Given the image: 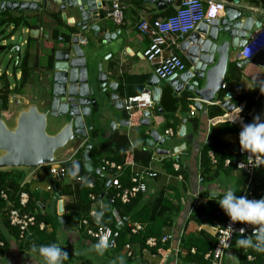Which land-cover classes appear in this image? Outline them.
<instances>
[{
    "label": "crops",
    "instance_id": "crops-1",
    "mask_svg": "<svg viewBox=\"0 0 264 264\" xmlns=\"http://www.w3.org/2000/svg\"><path fill=\"white\" fill-rule=\"evenodd\" d=\"M224 1L226 2V6L233 4L231 1ZM110 2V0L104 1L105 6L99 11V19L93 20L88 24L89 27L96 25L98 27V34L94 36V31H86L87 36L91 35L99 40L98 47H95L98 65H101L102 70L108 73V81L110 83H117L116 93L120 99L138 95L147 87L151 95L153 88H160L161 95L158 102L154 103L147 110L153 118L148 126L141 124L144 111L135 110L128 114L123 110L117 111L113 106H109V100L105 106L104 101L96 98L97 104L96 107L92 108L90 117H99V125H94L91 122V125L88 126L84 122L86 135H89L92 128H97L99 140L107 137L114 130H117L128 137L131 148L151 151L152 159L148 167L155 171L157 176L148 180V192L141 195L136 206L148 207L146 204L156 195L163 192L164 203L168 202L174 207H178V213L173 218V225L171 227L163 226L161 228L164 236L175 234L176 237L180 230L183 231L182 233L184 235L197 234L199 231H205L209 235L214 236L216 227L222 223V220L219 221L215 218L214 221L202 220L200 223H197L194 220H190L191 211L197 208L199 204L219 203L224 191L228 188L234 189L236 195L240 196L239 186L244 177V173L234 167L227 168L225 166L218 173H215V166L212 165L207 171L205 163L201 161V151L211 138L222 140L226 144L231 145L242 127L240 115L236 119L238 113L236 111H228L224 115L215 117L208 116V107L218 104V101L226 95H222L223 90L220 88L215 93L212 104L204 103V105H200V109H197L195 106L197 96L192 91H181L175 94L173 88L165 80L155 81V85H149V82L154 76V67L143 57V51L148 45V39L140 34L136 27L142 18L153 20L170 14L176 6L177 1H174L166 9L159 11L154 4L146 2L145 0H121L124 6V23L119 26L113 25L106 18L107 8ZM238 5L244 11H247L249 15H252L254 21L261 20L258 11L261 8V0H238ZM8 12L12 15H21L27 18L29 25L16 28L14 34L9 37L6 35L13 29V25L10 24L5 27L0 44L3 45L2 41L4 40L6 42L4 46L11 47L10 49L13 50L12 55L8 54V59L15 63L13 66L20 65L25 54H29L28 66L31 69V73L29 80L25 84V90L27 92L34 91L35 95H37V85L40 80L41 71L44 69V65L52 53V48H57L62 44L65 45V40L61 41L62 38L78 33V29L74 27V24L79 21L76 18L78 16L74 11L66 10L63 13L65 14L67 22L64 23L61 18V13L56 12L54 8ZM72 12L73 14H70ZM51 13L58 14L60 20L53 19ZM30 31H32V35L29 34ZM53 31L58 33L59 38L53 36ZM105 33L112 35V37L103 44L101 37ZM116 33L119 36H116ZM83 46H88V40ZM16 47H18V51L15 50ZM237 54L238 50L236 49V51H233L231 58L233 66H235V62L237 61ZM9 56L11 57L9 58ZM16 57H18L17 62H15ZM183 61L187 70L190 64L184 55ZM256 65L263 66L264 62L260 65L255 61H251L241 68L242 74L238 85L244 92L249 91L257 82L254 77L255 75L251 76V78L248 77L251 75L250 71ZM17 68L16 79L21 75L18 66ZM225 74H227V70ZM246 78L249 79L248 82H246ZM192 81H198L199 87L202 85L199 79L195 77L191 79ZM223 81H225V75ZM9 88L11 89V86ZM24 94V88H22V93L14 96L18 97L19 100L22 99L23 103H25L28 100L25 99ZM233 97H235V94ZM219 104L221 105V103ZM192 108L195 113L191 116L189 113ZM254 116L255 114L249 119V123L253 122ZM112 123L115 125L113 130L111 129ZM182 127L184 128V133L180 135L179 132ZM165 129H172L174 134L171 137L165 138L161 144L156 141L150 142V146L148 142L152 139L150 133L155 131L159 135H162ZM80 142L81 138L67 143L55 155L59 158L69 156L74 150V147H77ZM176 147H181V150L177 154H175L176 152L174 150ZM159 148L168 151V153H156V150ZM174 161H177L181 167L180 169H182L181 173L178 174L181 175V178L171 170ZM127 162L129 163V169L131 171L140 172L145 168V166L134 163L129 154L127 156ZM24 172V178L29 185V193L32 194L31 198L36 203V206L39 205L40 207L36 208L33 206L32 211L37 214L40 213L43 217H48L50 221L42 231L48 233L53 231L56 244L68 253V259L63 264H114V262L115 264H120L121 257L124 262L126 261V252L124 253V251L120 255H114L112 252H104L103 256L97 255L91 249V246L94 245L91 239L81 235L77 227L67 226L65 225V221H60L62 215L68 213L73 204L72 195L60 194L63 192L64 185L71 182L70 178L67 177L58 182V190L56 189V191L59 194V198H56L55 193L52 194L45 189L48 184H51L52 188L54 186L48 180L44 167H35L28 170V172ZM258 181L262 185L264 184V171L262 169L258 171ZM262 188L264 189V185ZM59 200H61L62 204L61 214L58 213ZM5 219L4 212H0V234L8 244L6 253L0 254V264H43L42 258L38 254L30 252L20 246L14 234L6 228ZM58 221L60 225L57 223ZM126 245H129L134 253V263L132 264H142V261L149 262L148 264H175L176 260H179L177 254L174 253L173 246L159 250L157 255H153L147 249L142 250L138 255V252L135 253V249L137 248L136 244L128 242ZM238 255L239 246L233 244V247H230L225 255L224 264L226 259L228 264H239Z\"/></svg>",
    "mask_w": 264,
    "mask_h": 264
},
{
    "label": "water",
    "instance_id": "water-1",
    "mask_svg": "<svg viewBox=\"0 0 264 264\" xmlns=\"http://www.w3.org/2000/svg\"><path fill=\"white\" fill-rule=\"evenodd\" d=\"M154 4L157 10H163L171 6L175 0H145ZM232 5L224 9V14L219 19H214L210 23H200L195 30L181 43V50L184 52L186 60L189 62V68L182 74L173 75L166 79L173 88V92L192 91L199 98L200 103L195 101V106L200 109L204 103H212L215 93L220 88L223 81L226 66L228 62V50L230 45L239 49L246 41L251 27H259L260 23H254L247 17V11H244L239 5L238 0H230ZM103 0H41V4L28 3L24 1H0V13L3 11L20 10H38L54 8L56 12L61 13L62 21L67 19L63 13L66 10H72L80 18L74 27L78 33L68 35L69 41L65 40V45L54 48L51 57L44 65L45 70L49 69L44 79L50 83L52 98L50 101L51 114L53 116H68L67 120L56 132H47V111L38 108L35 100L37 95L30 103H24L16 99L17 109L11 115L8 110L0 112V170L20 169L30 170L32 168L46 165L59 159L55 153L65 147L67 143L74 140H83L86 136L84 118L90 117L92 108L96 107V91L93 86H88L87 68L82 45L87 43V30L94 31V36L98 34L96 25L88 26L89 22L99 19V11L103 7ZM35 31V30H33ZM219 33L226 34L230 39L225 38L219 44L216 43ZM32 35V31L29 33ZM116 36H119L116 33ZM112 35L105 33L102 35L103 44L107 42ZM62 38L61 41H64ZM65 46V47H64ZM6 46L0 45V51L5 50ZM18 51V47L15 48ZM12 55L13 51L8 50ZM11 56H9L10 58ZM18 57L15 58L17 62ZM258 64L264 61V54L260 53L254 60ZM108 73L104 72L101 65H98L96 83L97 92L102 95L108 94V105L113 106L117 111L123 109L122 99L116 93V82L108 81ZM195 77L203 80L202 85L198 86V81H192ZM155 85V84H151ZM160 88L152 89V97L159 100ZM234 95L228 92L227 95ZM15 97V96H14ZM13 97V98H14ZM101 101L105 99L100 98ZM222 106L228 111L235 108L233 104ZM8 115V117H6ZM12 118V124L7 125L4 118ZM153 118L149 111L143 112L141 124L148 126ZM115 128L114 123L111 129ZM184 133L182 127L179 134ZM149 145L156 141L161 144L164 139H159L157 132H152ZM151 142V143H150ZM75 149V148H74ZM90 144L85 146L82 155L84 168L87 173H99V169H93L89 158ZM175 152H179L181 147H176ZM156 153L167 154L168 151L157 149ZM55 197L59 198L55 186L53 187ZM61 200L58 202V213H62ZM116 214V211L114 210ZM203 221L207 217L200 215ZM118 220V217L116 216ZM117 225L121 226L125 219H121ZM61 222L64 220L61 218ZM116 236V235H115Z\"/></svg>",
    "mask_w": 264,
    "mask_h": 264
},
{
    "label": "built area",
    "instance_id": "built-area-1",
    "mask_svg": "<svg viewBox=\"0 0 264 264\" xmlns=\"http://www.w3.org/2000/svg\"><path fill=\"white\" fill-rule=\"evenodd\" d=\"M0 1H24L28 3L41 4V0H0ZM108 1V0H103ZM110 5L107 8L106 18L110 22L119 26L124 23V6L121 0H110ZM177 1L176 6L172 12L164 17L155 18L150 20L148 18H142L137 25V31L144 35L148 39V45L143 51V57L151 65H153L154 76L149 82V85L154 84L155 81L165 80L173 75H180L186 71V66L183 61L184 52L181 50V43L185 41L195 28L200 23H210L214 19H219L224 14V9L226 7V2L224 0H175ZM105 4L103 5V7ZM260 19L254 21L253 16L249 15L247 12V17L251 19L254 23H260L259 27H251V30L246 37V41L241 48L238 49L237 61L235 62V67L241 69L246 63L254 61L255 57L262 53L264 54V0H261V8L258 10ZM0 36V40H1ZM3 45H6L4 40ZM66 45V44H65ZM13 51V50H12ZM185 56V55H184ZM264 62V61H263ZM148 88V87H147ZM143 89V91L138 95L128 96L122 99L123 109L126 113H132L135 110L147 111L148 108L152 107L154 103L158 102L152 98L149 89ZM225 88V83L222 81L220 83V89ZM232 95H226L223 99L218 102H226V105H230V99ZM196 101L200 102L199 98ZM8 103H12L9 99ZM201 103V102H200ZM208 103V102H206ZM212 104V103H209ZM232 104V103H231ZM235 106V105H234ZM226 113L228 110L224 107ZM243 109V104L239 107L232 109L229 112L236 111L240 115L241 124H248L244 122L245 116L251 118L253 115V110L247 111L244 115L239 113L240 109ZM195 111L192 108L190 115H194ZM241 131V128L239 132ZM239 132L237 133L233 143H231L232 153L236 160L234 161V168L242 171L245 175L244 187L241 190L240 196H247L248 199H257L258 197L264 196V189H256L260 184L258 181V171L262 169V166L256 167L258 161L254 156L246 151H241L238 141ZM174 134L172 129H165L162 135H159V139H165L171 137ZM86 141V139L84 140ZM84 144V143H83ZM76 151H73L71 155L65 158L56 159L46 165H41L38 167H47L49 175L54 179H64L66 178V168L63 163L70 161L75 156ZM177 154V153H175ZM208 157L213 163L215 158L212 151L208 152ZM230 164V159L226 158L224 160V165L228 166ZM174 171L180 170V165L177 161L172 164ZM99 173L101 178L104 179L105 193L101 198L96 197L93 193L89 194V199L91 201L88 214L81 219L78 223L77 228L82 229L85 235L93 239L96 243L100 238H105L108 243V248H113L115 246V240L117 233H113L111 225L108 224H96L91 215L93 210H99L100 205H105L109 207L115 204L117 201L121 204H127L131 199L135 198L139 194H145L148 192V180L153 179L157 176V173L150 169V167H145L140 172H133L129 169V163L127 160L122 164H117L115 161L101 158L99 167ZM129 169V184L123 185L120 176L122 171ZM89 174V173H88ZM181 178V175H178ZM27 184V180L24 178L20 183L21 187ZM89 188H93V182L88 183ZM46 191L52 190V185L48 184L45 187ZM104 191V192H105ZM0 197L5 202L4 215L11 227L17 231V242L24 243L28 238L32 237L35 230L42 231L46 228V224L43 221L37 220V213L28 210L29 193L25 190H21L17 195V204L9 198V195L5 191L0 192ZM106 212V211H105ZM114 212V211H113ZM117 216V215H116ZM124 222L127 221L126 218ZM117 220V219H116ZM121 218L118 217V222H121ZM122 222V225L123 223ZM230 219L226 215L224 221L216 227L215 230V245L211 251L204 254V259L206 263L204 264H224V258L227 251L232 246L236 238H241L239 230L241 228L245 229L244 236H249L252 233L253 226L235 223L231 224L233 231L228 239L227 228L230 225ZM121 225V226H122ZM130 233L137 234L142 226L140 223L134 222L129 225ZM183 231H179L178 235H165L160 239L156 237H148L145 241V249L155 246L157 243L170 242L169 247L173 246L174 253L177 254L180 250V236ZM116 235V236H115ZM173 244H172V242ZM175 243V244H174ZM3 246V241L0 240V247ZM126 247V258H134V253L129 245ZM168 247V248H169ZM191 252L194 253L195 249L192 248ZM251 255L247 256V259H251Z\"/></svg>",
    "mask_w": 264,
    "mask_h": 264
},
{
    "label": "trees",
    "instance_id": "trees-1",
    "mask_svg": "<svg viewBox=\"0 0 264 264\" xmlns=\"http://www.w3.org/2000/svg\"><path fill=\"white\" fill-rule=\"evenodd\" d=\"M230 1V0H226ZM172 12V11H171ZM51 17L53 19L60 20L58 14L51 13ZM13 25V29L6 35L7 37L14 34L16 28L23 26L26 27L29 25V21L27 18L22 17L21 15H12L8 11H4L0 15V35L4 34L5 27ZM56 31H53V36L59 38ZM66 41H69V37L66 36ZM11 47H8L10 49ZM54 49V48H52ZM52 51V50H51ZM29 54H25L21 64L16 65L20 69V77L15 79V83L12 84V88L10 89L7 82H4L0 87V109L5 110L8 105L9 96L20 95L22 93L23 86L27 83L30 76V68L28 66ZM51 55L49 56V58ZM15 63L13 62V65ZM233 78L231 82L224 81L225 88L223 89V94L225 95L228 91L235 92V97H232L230 101L236 107H239L243 104V109L240 111L241 115H244L245 112L253 110V114L259 112L262 107V100L264 99V94L261 93L260 88L256 87V84L249 90L244 92L243 89L238 85V81L241 78V69H237L232 65ZM230 71V72H231ZM2 74L0 77L4 76ZM223 99V97H222ZM226 110L219 104L210 105L208 107V116L215 117L224 115ZM244 122L248 123L249 118L245 116ZM98 129L92 128L88 135L87 144H90L89 149V158L91 161V165L93 169L99 167V163L102 157L115 161L117 164L122 165L126 160L128 154L131 156V159L134 163L140 164L142 166L147 167L152 159V153L149 150H137L130 147V142L128 137L124 133H120L117 130L109 133L107 137L98 140ZM212 151L214 154V162L212 163L210 158L208 157V152ZM226 158L230 159V164L228 166L224 165V160ZM236 158L232 153L231 145L226 144L224 141L211 138L209 142L205 144L201 151V161L205 163L206 170L210 169V166H215V173L219 172L223 169V166L229 168L234 167V161ZM77 165L76 168V176L70 177L68 175V171L72 169L73 164ZM63 166L66 168V178H70L71 182L67 185H64L63 192L61 195H72L73 204L68 213L62 215V219L65 221V225L77 227L78 223L88 214V210L91 204L89 199V194L93 193L96 197L101 198L105 193L107 194L109 191H105L104 179L101 178L100 174L92 172L87 173L84 168V162L82 159V152H78L75 154L74 158L70 161H66L63 163ZM171 166V165H170ZM46 174L48 176V180L53 183V186L58 190V182L61 181L59 179L52 178L48 173V168L45 167ZM171 170L175 175L181 173L179 171H174L173 168ZM262 170L264 171V166H262ZM134 172V171H133ZM129 169L122 171L120 180L123 185L129 184ZM25 172L20 169H8V170H0V192L5 191L9 195V198L17 204V195L21 190H25L29 193V185L25 184L24 187L20 186V183L24 179ZM204 179V177H203ZM245 175L240 182L239 192L244 187L245 183ZM93 182V188L88 187L89 182ZM264 185V184H263ZM261 183L256 187V189H263ZM105 191V192H104ZM52 194V190H50ZM57 192V191H56ZM58 193V192H57ZM29 202H28V210L32 212L33 206L36 208H40L39 205L36 206V203L32 200V194L29 193ZM143 194L137 195L135 198L131 199L127 204H121L120 202H116L115 204L109 206L107 211L105 212L104 218L102 220L103 224L111 225L113 233L118 234V240H115V246L113 248H107L105 252H112L114 255H120L121 252H126V248L124 247L128 242L131 244H136L137 248L135 249V253H139L142 249L145 248V241L148 237H156L160 239L164 234L161 232V228L163 226L171 227L173 225V218L178 213V207H174L168 202L164 203V195L163 192L156 195L150 202H148L147 206H139L138 204L140 197ZM264 197V196H262ZM262 197H258L259 200ZM5 202L0 197V212H4ZM40 210V209H38ZM116 211V214L113 211ZM170 212V213H169ZM116 215L119 218H126L127 221L123 223L122 226L117 225ZM200 215L203 217H207L208 220L214 221L217 218L219 221L223 222L226 218V214L220 208L218 203H207V204H199L197 208L191 211L190 220H194L197 223H200L202 219ZM6 218V217H5ZM37 220L43 221L45 224H48L49 218L41 216L40 213L37 214ZM137 222L140 223L142 229L137 234L130 233V224ZM57 223L60 222L58 221ZM6 228L14 234L15 238H17V231L11 227L5 219ZM81 235L85 236V238H89L85 235L82 229H79ZM169 235V234H168ZM91 239V238H89ZM238 239V238H237ZM0 240L3 241V246L0 247V254L6 253L8 249V244L4 241L3 236L0 234ZM92 243H94L93 239ZM56 243L55 234L52 232L48 233L46 231H38L35 230L34 234H32L31 238H28L24 243H19L22 248L31 251L33 245L40 246ZM170 242L166 243H157L155 246L150 247L148 250L153 255H157V252L162 249H166L169 247ZM215 245V236H211L205 231H199L197 234H188L180 236V250L177 253V258L175 264H204L206 260L204 259V254L208 251H211ZM194 248L195 252L192 253L191 249ZM106 254V253H105ZM251 255V259H247V256ZM116 261V260H115ZM134 260L132 258H127L124 264H132ZM149 262L142 261V264H148ZM238 263L239 264H264V253L256 252L250 248H241L239 246V255H238Z\"/></svg>",
    "mask_w": 264,
    "mask_h": 264
},
{
    "label": "clouds",
    "instance_id": "clouds-1",
    "mask_svg": "<svg viewBox=\"0 0 264 264\" xmlns=\"http://www.w3.org/2000/svg\"><path fill=\"white\" fill-rule=\"evenodd\" d=\"M6 49L11 50L8 49V47H6ZM256 87H259L261 93L264 94V81L258 80L256 82ZM12 95L14 96V94ZM13 96L9 97V99L12 100V103ZM6 110L7 108L5 110H1L0 112ZM238 116L239 114L237 115L236 119L238 118ZM85 139L86 141H84ZM87 140L88 136L86 135L85 138L81 140L80 144L73 151H76V153L80 151L83 155L85 146L87 145ZM238 141L241 151H246L256 158V160L258 161L256 167L264 166V119H262L261 116H255L253 118V122L251 123L242 124L241 131L239 132L238 136ZM76 168L77 165L74 163L72 169L68 171V175L70 177L76 176ZM218 204L223 212L229 217L231 222L227 228H224L227 230L228 239L231 232L233 231L231 224L239 222L242 224L251 225L253 226L251 235L245 237V229L241 228L239 230L241 238H238L235 243L241 248H250L256 252L264 253V197L260 198L259 200L248 199L247 196H237L234 189L228 188L226 191H224L223 196L219 200ZM105 211H107V207L105 205H100L99 210L92 211L91 215L96 224L99 225L102 223ZM108 247V241L105 238H100L94 245L91 246V249L97 255L103 256ZM31 251L38 254L42 258L43 264H63V262L68 259L67 251L62 250V248L56 243L40 246L33 245ZM120 264H124V260L122 257L120 258Z\"/></svg>",
    "mask_w": 264,
    "mask_h": 264
},
{
    "label": "rangeland",
    "instance_id": "rangeland-1",
    "mask_svg": "<svg viewBox=\"0 0 264 264\" xmlns=\"http://www.w3.org/2000/svg\"><path fill=\"white\" fill-rule=\"evenodd\" d=\"M70 14H73L70 13ZM78 20L80 19L79 17H76ZM88 46H83L82 50L84 53V57H85V63H86V68H87V76H88V86H93L94 90L96 91V98L100 99L103 98L104 100V105L106 106V103L108 101V94L106 95H102L99 94L97 92V83H96V76H97V69H98V58L96 56L95 53V47H98V38H95L94 36L88 35ZM230 39L229 36H227L226 34L223 33H219L218 39L216 40V43L219 44L222 40H224L225 38ZM233 51H236V49L234 47H232L230 45L229 50H228V66H227V74H225V81L231 82L232 78H233V71L232 70V62H231V58H232V54ZM18 68L13 66V62L10 61L8 59V50H1L0 51V75L1 74H5L4 76H2V78L0 77V87L3 85L4 82H7L8 84H14L16 81V72H17ZM31 70V69H30ZM47 71L49 69H46ZM45 70V68L41 71V76H40V80L39 83L37 85V100H35L38 108H40L41 110H45L47 111V132L49 133H54L56 132L67 120H69L68 116H63V117H58V116H53L51 114V107H50V101L52 98V94H51V86L50 83H48L45 79L44 76L47 73V71ZM231 71V72H230ZM244 72V71H243ZM31 73V72H30ZM250 77L254 76L255 79L258 81H264V65L263 66H259L256 65L254 66V68L250 71ZM249 79L246 78V82H248ZM200 84H202V80H199ZM25 86H23L24 88V97L25 99L28 100V102H25L23 105H26L27 103H30L33 99H35V93L33 92H27L25 90ZM18 97H14L13 98V103H10L7 107L8 113H11V115L14 113V111L17 109V107L15 106L16 104V99ZM20 102L22 103V99L20 100ZM102 113V112H101ZM9 114H7L6 117H8ZM261 116L262 119H264V100H263V105L259 111V113L255 114V116ZM254 116V117H255ZM12 118H4V121L7 125H11L12 124ZM92 119V120H91ZM100 118L99 117H86L84 118V122L86 125L90 126L91 122L94 123V125H99ZM97 127V126H95ZM76 148V147H74ZM57 153V152H56ZM27 171V170H24ZM28 172V171H27ZM236 239L234 240L233 244L235 243ZM233 244L231 247H233ZM233 249V248H232ZM235 263V262H234ZM225 264L227 263V259L225 261ZM231 264V263H229Z\"/></svg>",
    "mask_w": 264,
    "mask_h": 264
},
{
    "label": "flooded vegetation",
    "instance_id": "flooded-vegetation-1",
    "mask_svg": "<svg viewBox=\"0 0 264 264\" xmlns=\"http://www.w3.org/2000/svg\"><path fill=\"white\" fill-rule=\"evenodd\" d=\"M12 88V87H11ZM11 96H13V95H11ZM10 103H8V105H9Z\"/></svg>",
    "mask_w": 264,
    "mask_h": 264
}]
</instances>
